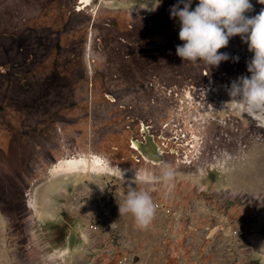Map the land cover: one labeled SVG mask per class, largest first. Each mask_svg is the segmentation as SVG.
I'll return each mask as SVG.
<instances>
[{
  "label": "rangeland",
  "instance_id": "rangeland-1",
  "mask_svg": "<svg viewBox=\"0 0 264 264\" xmlns=\"http://www.w3.org/2000/svg\"><path fill=\"white\" fill-rule=\"evenodd\" d=\"M149 8V0L124 3L130 12ZM10 13L12 20L0 22L4 147L6 127L15 130L25 119L10 110L37 99L32 100L36 91L27 95L24 90L18 64L11 73L6 69L8 61L22 59L23 15L43 14L41 26L47 35L59 7L17 3ZM11 30L18 36H9ZM53 88L54 80L40 87L39 95ZM141 93L146 95L144 87ZM206 94L205 99L192 94L183 102L141 99L145 123L167 134L169 143L183 152L156 166L136 161L122 144L116 128L121 118L108 119L99 112L88 118H33L35 134L26 150L7 157L0 149V264H94L93 242L103 237L90 231L89 218L98 219L104 231H109L108 224L116 226L121 253L130 264H232L226 230L245 223V264H264V117L256 120L238 111L222 84ZM95 154L108 160L113 173L63 166L66 159ZM164 163L175 170L170 190L160 182ZM129 186L149 191L153 202H159L145 229L137 227L130 214L119 215L118 204Z\"/></svg>",
  "mask_w": 264,
  "mask_h": 264
},
{
  "label": "flooded vegetation",
  "instance_id": "flooded-vegetation-1",
  "mask_svg": "<svg viewBox=\"0 0 264 264\" xmlns=\"http://www.w3.org/2000/svg\"><path fill=\"white\" fill-rule=\"evenodd\" d=\"M125 1L0 0V22L13 19L10 10L17 3L43 7L46 2L59 7V15L47 35L41 26L43 14L23 15L22 59L8 61L6 69L11 73L18 64L24 90L27 95L36 91L37 96L32 100L37 99L19 110H10L25 119L19 121L20 127L15 130L3 129L7 143L0 149L7 157L27 149L35 134L31 126L33 118H88L99 112L101 117L122 119L116 128L122 144L136 161L160 165L168 157L183 152L169 143L167 134L156 132L145 123L139 108L141 99L154 103L183 102L192 94L205 99L207 90L215 84H222L226 90L238 76L250 75L246 61L253 53L240 35L232 36L227 46L218 50L227 52L229 59L216 66L203 61H182L175 51V46L183 43L178 37L179 21L169 14L170 6L177 0H161L155 10H150V4L143 13L125 10ZM197 2L192 0L190 7ZM251 3L253 7L247 15L264 9L258 0ZM82 12L87 14L86 18L79 16ZM9 36H18L16 30H11ZM234 56L239 59H233ZM53 80L54 88L39 95L40 87ZM142 87L144 97H141ZM150 117L155 114L151 113ZM148 139L156 145L152 154L147 153L150 159L140 150Z\"/></svg>",
  "mask_w": 264,
  "mask_h": 264
},
{
  "label": "clouds",
  "instance_id": "clouds-1",
  "mask_svg": "<svg viewBox=\"0 0 264 264\" xmlns=\"http://www.w3.org/2000/svg\"><path fill=\"white\" fill-rule=\"evenodd\" d=\"M153 2L149 0L150 10H155L161 0H155L154 7ZM258 2L264 4V0ZM191 4L192 0H177L170 6L169 14L178 18V37L183 41L175 46L176 55L182 61H203L208 66H216L229 59L227 52L218 50L226 47L232 36L240 35L253 53L246 61L250 75H240L232 80L228 94L242 114L253 119L264 117V9L255 15H247L253 7L251 0H198L194 7H190ZM174 179L175 170L164 163L160 168L161 184L170 190ZM155 210L149 191L133 186L127 188L122 203L118 204L119 215L130 214L140 229L151 224Z\"/></svg>",
  "mask_w": 264,
  "mask_h": 264
},
{
  "label": "built area",
  "instance_id": "built-area-1",
  "mask_svg": "<svg viewBox=\"0 0 264 264\" xmlns=\"http://www.w3.org/2000/svg\"><path fill=\"white\" fill-rule=\"evenodd\" d=\"M154 204L157 207L160 206L159 202ZM88 225L92 233L103 237L102 239L100 238V241L93 242V251L96 258L94 264H130L128 257L124 253H121L116 226L108 224L106 229L109 231H104L100 221L93 218H89ZM248 233L249 226L245 223H234L227 227L226 235L231 240V251L233 253L232 264L246 263L248 250L245 239ZM182 264H188V262L182 260Z\"/></svg>",
  "mask_w": 264,
  "mask_h": 264
},
{
  "label": "bare ground",
  "instance_id": "bare-ground-1",
  "mask_svg": "<svg viewBox=\"0 0 264 264\" xmlns=\"http://www.w3.org/2000/svg\"><path fill=\"white\" fill-rule=\"evenodd\" d=\"M63 163H64L63 166L65 167V169L72 170V171L86 172L87 170H90L94 173H100V172H105V171L110 172L111 171L113 173V171L115 170V168L109 164L107 159H105L99 155H96V154L90 158L81 156V157H76V158L74 157L71 159H66V160H64Z\"/></svg>",
  "mask_w": 264,
  "mask_h": 264
},
{
  "label": "water",
  "instance_id": "water-1",
  "mask_svg": "<svg viewBox=\"0 0 264 264\" xmlns=\"http://www.w3.org/2000/svg\"><path fill=\"white\" fill-rule=\"evenodd\" d=\"M149 142L146 144V146H141L140 150L145 156L146 159H150L149 155L147 156V153L152 154L154 150L156 149V145L153 143L152 139H148Z\"/></svg>",
  "mask_w": 264,
  "mask_h": 264
}]
</instances>
